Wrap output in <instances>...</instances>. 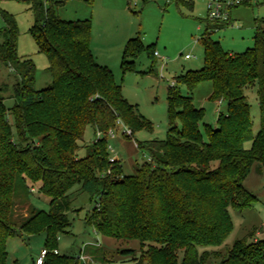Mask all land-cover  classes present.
<instances>
[{
	"label": "trees",
	"instance_id": "trees-1",
	"mask_svg": "<svg viewBox=\"0 0 264 264\" xmlns=\"http://www.w3.org/2000/svg\"><path fill=\"white\" fill-rule=\"evenodd\" d=\"M22 1L33 14L30 32L48 61L51 84L35 90L33 67L23 64L13 86L18 101L10 109L0 88V264H7L8 238L41 233L47 251L43 264H80L79 255L57 251L59 236L71 228L66 212L76 187L94 201L84 217L94 232L116 241H138L139 255L130 259L131 264H205L210 257L219 264H264V240L237 239L224 253L198 251L223 244L232 229L228 209L244 210L255 199L243 186L250 167L257 164L264 170V29L255 22L252 48L230 54L210 39L211 32L229 22H205L199 38L202 68L173 80L167 89L164 140L138 143L149 159L134 175L124 176L120 161H109L107 131L116 128V120L132 134L150 124L121 96L111 72L94 60L91 20H61L58 7L65 0ZM182 3L193 8L190 0ZM0 15L6 24L0 31L5 36L0 61L13 68L18 63L15 21L5 11ZM154 52L153 44L143 46L139 37L130 38L121 56L123 72L133 71L140 54L150 58ZM203 81L212 84L211 100L227 103L214 127L202 123L206 140L200 130L204 110L177 87L183 84L192 90ZM254 84L260 113L255 136L244 94ZM87 128L94 135L89 143L83 141ZM249 140L251 147L245 149L243 143ZM81 148L83 156L78 154ZM34 189L49 199L47 211L28 205ZM26 203L27 216L16 222L15 206ZM122 254L133 256V251Z\"/></svg>",
	"mask_w": 264,
	"mask_h": 264
},
{
	"label": "rangeland",
	"instance_id": "rangeland-1",
	"mask_svg": "<svg viewBox=\"0 0 264 264\" xmlns=\"http://www.w3.org/2000/svg\"><path fill=\"white\" fill-rule=\"evenodd\" d=\"M182 1L189 0H65L58 7L61 20H91L90 51L94 60L111 72L114 82L120 87L121 96L133 106L137 115L150 124V128L134 131L132 137L124 136L121 128H116L114 136H107V143L113 150L109 152L110 156L120 161L124 176L134 175L137 168L149 159L147 151L137 147L138 143L164 140L168 130L167 89L173 80L203 66L204 55L199 38L205 22L210 21L206 0H191L192 9ZM262 1L255 0L251 5L234 8L232 26L211 32L210 39L218 41L226 53L241 54L252 48L254 23L257 22L264 29ZM0 10L7 12L15 21V55L18 63L11 68L0 61L1 95L5 107L10 109L18 101L13 86L19 80L16 70L20 72L23 64L33 67L32 87L35 90L49 86L51 76L46 71L48 61L44 54L38 52L30 32L34 19L28 4L22 0H0ZM5 29L6 24L0 15V31ZM124 36L128 39L124 40ZM136 36L143 46L153 44L157 56L149 58L142 53L134 60L133 71L123 72L121 56L124 46ZM4 39L1 32L0 44ZM177 87L183 96L192 98L196 108L204 110L200 130L206 140L202 123L214 127L218 115L226 113L227 103L210 99L212 84L209 81L198 83L192 90L183 84ZM244 94L249 104L252 135L255 136L260 127L256 84L246 88ZM6 117L12 122L10 110H7ZM93 138L92 131L87 128L83 141L89 143ZM243 147L249 149L251 141H245ZM78 154L83 156L85 149L81 148ZM257 167V164H253L243 181L244 188L255 198L251 206L244 210L229 208L232 229L223 244L219 248L199 247V252L217 250L224 253L235 240L241 238H247L248 242L264 240V170L259 171ZM76 188L71 195V209L66 212L71 228L68 233L59 236L58 254L76 257L83 249L85 259L80 260V264H103L97 260L99 257L111 261L110 264H131L130 259L139 255L138 241H116L95 234L84 222L85 215L94 207V201ZM31 192L28 205L47 211L49 199L36 193V189ZM28 205L15 206L13 219L16 222L27 216ZM96 239L100 241L99 246L95 245ZM44 240V233L8 238L7 264H34L44 248ZM126 249L132 250L133 256L122 254ZM178 255L180 257L181 254ZM205 264H219V259L210 257Z\"/></svg>",
	"mask_w": 264,
	"mask_h": 264
},
{
	"label": "built area",
	"instance_id": "built-area-1",
	"mask_svg": "<svg viewBox=\"0 0 264 264\" xmlns=\"http://www.w3.org/2000/svg\"><path fill=\"white\" fill-rule=\"evenodd\" d=\"M255 0H206V11H207V16L208 19L210 21H228L229 25L232 26L230 19V11L234 8H237L239 6H244L245 4L248 3H253ZM154 56H157V53L154 52ZM185 57H188L187 55ZM116 128H121V132L124 136L126 137H132V132L130 130V128H128L127 126H125L124 124H122L121 121L116 120ZM116 128H111L107 131L108 136H114V131L116 130ZM100 136V132L96 133V137ZM107 150L109 152H112V148L110 147V145L107 146ZM115 159L114 157H110L109 161L113 162ZM109 171H107L108 173ZM96 234V232H95ZM95 245L99 246L100 245V241L99 239L95 240ZM83 249H81V252L79 254V259L83 260L85 259L84 254H82ZM57 251H54V253H56ZM47 254L46 249H41L39 255L36 257L35 259V264H43L44 261V257Z\"/></svg>",
	"mask_w": 264,
	"mask_h": 264
},
{
	"label": "crops",
	"instance_id": "crops-1",
	"mask_svg": "<svg viewBox=\"0 0 264 264\" xmlns=\"http://www.w3.org/2000/svg\"><path fill=\"white\" fill-rule=\"evenodd\" d=\"M191 1V0H190ZM262 2H264V0L262 1ZM261 4V3H260ZM233 10H235V9H232L231 11H230V13H229V15H230V21L232 22V21H234V19H233V16H232V13H233ZM254 25H255V23H254ZM125 37H127V36H124V40L125 39H128V38H125ZM230 54H233V53H230ZM112 157H114V156H112ZM114 159H115V157H114ZM116 160H118L117 158H116ZM256 240L254 239V241L253 242H255Z\"/></svg>",
	"mask_w": 264,
	"mask_h": 264
}]
</instances>
